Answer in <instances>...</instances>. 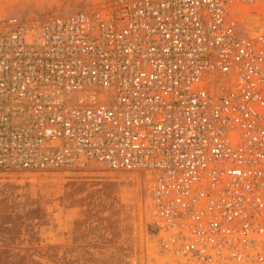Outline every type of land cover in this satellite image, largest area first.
Here are the masks:
<instances>
[{
	"label": "built area",
	"instance_id": "1",
	"mask_svg": "<svg viewBox=\"0 0 264 264\" xmlns=\"http://www.w3.org/2000/svg\"><path fill=\"white\" fill-rule=\"evenodd\" d=\"M138 177L134 264H264V0H106L0 19V169Z\"/></svg>",
	"mask_w": 264,
	"mask_h": 264
},
{
	"label": "rangeland",
	"instance_id": "2",
	"mask_svg": "<svg viewBox=\"0 0 264 264\" xmlns=\"http://www.w3.org/2000/svg\"><path fill=\"white\" fill-rule=\"evenodd\" d=\"M106 0H0V19L43 20ZM138 177L80 170L0 169V264H134L150 255Z\"/></svg>",
	"mask_w": 264,
	"mask_h": 264
}]
</instances>
